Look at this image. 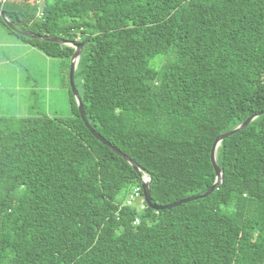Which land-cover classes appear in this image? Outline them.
I'll return each instance as SVG.
<instances>
[{
    "label": "trees",
    "instance_id": "trees-1",
    "mask_svg": "<svg viewBox=\"0 0 264 264\" xmlns=\"http://www.w3.org/2000/svg\"><path fill=\"white\" fill-rule=\"evenodd\" d=\"M0 11L25 33L85 43L74 81L91 128L151 178L157 207L211 189L216 138L264 112V0H0ZM0 23L70 68L72 47ZM63 87L69 119L0 117V264H264V115L221 143L210 196L156 211Z\"/></svg>",
    "mask_w": 264,
    "mask_h": 264
},
{
    "label": "rangeland",
    "instance_id": "rangeland-1",
    "mask_svg": "<svg viewBox=\"0 0 264 264\" xmlns=\"http://www.w3.org/2000/svg\"><path fill=\"white\" fill-rule=\"evenodd\" d=\"M0 29L6 33V38L0 34V117L71 118L69 94L63 87L69 82L68 62L25 46L1 23ZM160 57L152 66L161 62ZM63 72L68 77L64 81Z\"/></svg>",
    "mask_w": 264,
    "mask_h": 264
},
{
    "label": "water",
    "instance_id": "water-1",
    "mask_svg": "<svg viewBox=\"0 0 264 264\" xmlns=\"http://www.w3.org/2000/svg\"><path fill=\"white\" fill-rule=\"evenodd\" d=\"M0 15H1L2 19L4 20V22L6 23V25L8 27H10L17 34L23 35V36L28 37L30 39H39V40H44V41H48V42H58V43H61L63 45L72 47L74 49V53H73L71 60H70V70H69V80L68 81H70V87H71L72 93L76 99L77 105L79 107V112H80L82 120L84 121L86 127L90 130L92 135H94L104 145L110 147L112 149V151L115 152L118 156L122 157L125 161H127L133 167V169L142 177V190H143V194H144V199H145L146 203L148 204V206L151 207L152 209L156 210V211L171 210L173 208L182 206L184 204H189L193 201H196L199 199H204V198H207L208 196H210L213 193V191L216 190L218 187H220L223 183V172L217 163V150L221 146V143L224 140H226L227 138L232 137L233 135L237 134L239 131L247 128L248 126H250L251 123H253L255 120H257L260 116L264 115V112L260 113L259 115H254V116L248 118L243 124H241L235 130L230 131L228 133H225L223 135H220L219 137L216 138L217 140H216V142L212 148V151H211V163H212V166H213L215 174H216V182L211 187V189L207 190V192L204 194L189 197V198L184 199L182 201H179L173 205H170L167 207H157L153 204L152 199H151V190L149 189L150 184H151V178L148 177L147 174L142 172V170L139 168V166L136 163H134L131 159H129L120 150L113 147L104 138H102L100 135H98V133L95 132V130L93 128H91V125L88 121V118H87V115H86V112L84 109V105L82 103V98H81V96H80V94L76 88L75 81H74L75 80V73H76V70L78 68L80 58H81V54H82L83 48L85 47V43L76 44L75 42H67V41L57 39V38H53V37H48V36L43 37L42 35L39 36V35L28 34V33H25L23 31H20L19 29H17L12 24V22L9 21V19L5 16L3 11H0Z\"/></svg>",
    "mask_w": 264,
    "mask_h": 264
},
{
    "label": "built area",
    "instance_id": "built-area-1",
    "mask_svg": "<svg viewBox=\"0 0 264 264\" xmlns=\"http://www.w3.org/2000/svg\"><path fill=\"white\" fill-rule=\"evenodd\" d=\"M135 196L137 197L138 196V194H139V190H135ZM133 198V197H132ZM128 204L129 205H131L132 204V201H128ZM141 210H145V206H142L141 207ZM140 223V219L139 218H137L136 220H135V225H138Z\"/></svg>",
    "mask_w": 264,
    "mask_h": 264
},
{
    "label": "crops",
    "instance_id": "crops-1",
    "mask_svg": "<svg viewBox=\"0 0 264 264\" xmlns=\"http://www.w3.org/2000/svg\"><path fill=\"white\" fill-rule=\"evenodd\" d=\"M0 34H1V36L3 37V38H6V33L4 32V31H2L1 29H0ZM25 46H27V45H25ZM30 48V47H29ZM62 71H64V70H62ZM0 90H3V88H0Z\"/></svg>",
    "mask_w": 264,
    "mask_h": 264
}]
</instances>
